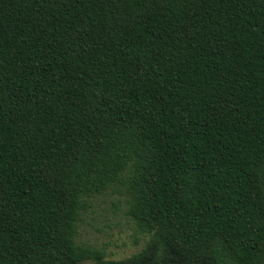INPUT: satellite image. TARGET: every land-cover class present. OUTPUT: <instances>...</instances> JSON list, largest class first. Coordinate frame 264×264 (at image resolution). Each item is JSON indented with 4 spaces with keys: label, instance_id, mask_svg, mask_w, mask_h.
I'll list each match as a JSON object with an SVG mask.
<instances>
[{
    "label": "trees",
    "instance_id": "obj_1",
    "mask_svg": "<svg viewBox=\"0 0 264 264\" xmlns=\"http://www.w3.org/2000/svg\"><path fill=\"white\" fill-rule=\"evenodd\" d=\"M0 264H264V0H0Z\"/></svg>",
    "mask_w": 264,
    "mask_h": 264
},
{
    "label": "rangeland",
    "instance_id": "obj_2",
    "mask_svg": "<svg viewBox=\"0 0 264 264\" xmlns=\"http://www.w3.org/2000/svg\"><path fill=\"white\" fill-rule=\"evenodd\" d=\"M126 211L125 198L119 193L91 199L78 224L77 243L105 251L112 261L129 259L140 252L149 236L137 231Z\"/></svg>",
    "mask_w": 264,
    "mask_h": 264
}]
</instances>
